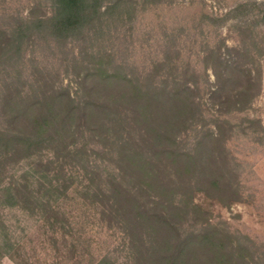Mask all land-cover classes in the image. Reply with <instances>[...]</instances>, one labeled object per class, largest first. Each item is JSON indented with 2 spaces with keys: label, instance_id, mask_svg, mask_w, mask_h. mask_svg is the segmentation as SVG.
<instances>
[{
  "label": "trees",
  "instance_id": "trees-1",
  "mask_svg": "<svg viewBox=\"0 0 264 264\" xmlns=\"http://www.w3.org/2000/svg\"><path fill=\"white\" fill-rule=\"evenodd\" d=\"M136 3L49 0V14L18 16L7 28L0 27V164L10 154L20 157L24 151L47 145L65 161L79 164L87 180L83 197L89 196L100 206L101 215L118 221L127 234L128 254L121 264H248L254 257L245 241L233 240L222 228L195 226L202 210L194 202V192L235 193L236 185L226 183L220 172L221 155L216 150L222 144L220 121L212 123L215 131L205 125L203 98L198 83L186 77L188 66L165 54L152 63L150 74L140 77L135 68L125 70L122 63L113 61L102 46L94 63L86 61V42L99 43L103 27L134 11ZM50 45L62 54L63 75L69 76L72 69L77 76L74 93L60 81L58 68L36 64L37 50L50 49ZM75 45L82 46L78 57ZM223 48L229 51L224 43L202 51L204 68H211L215 77L208 92L212 97L223 96L230 83L235 92H227L224 98L237 102V95L242 96L238 106L242 109L244 97L259 81L240 59L226 57ZM243 53L250 51L247 48ZM103 61L110 64L105 66ZM108 90L111 97L99 98ZM189 129L194 130L191 139ZM100 163L111 167L106 170ZM6 169L3 166L0 173L2 205L27 199L47 204L41 199V187L25 189L24 183L19 185L22 190L2 184ZM38 184L45 192L59 189L52 179L46 187L41 180ZM70 184L71 180H63L64 188ZM145 188L162 190L156 191L154 204L143 197ZM49 211L51 229H65L64 212L57 206H49ZM138 226L144 227V234ZM6 245L12 246L9 239ZM72 246L83 243L75 239ZM199 250L206 254L199 256ZM90 264L118 263L117 257L104 253Z\"/></svg>",
  "mask_w": 264,
  "mask_h": 264
},
{
  "label": "rangeland",
  "instance_id": "rangeland-1",
  "mask_svg": "<svg viewBox=\"0 0 264 264\" xmlns=\"http://www.w3.org/2000/svg\"><path fill=\"white\" fill-rule=\"evenodd\" d=\"M135 1L134 11L123 13L121 18L110 20L103 27L99 43L94 39L86 42V61L91 62L90 65L94 63L98 59L96 51L102 46V50L113 55V61L122 63L125 70L135 68L140 77L150 74L152 63L165 54L174 57L181 66H188L186 77L198 83L203 98L205 125L215 131L216 125L214 128L212 123L220 121L222 144L216 145L221 155L220 172L226 183L236 185L235 193L216 194V189L210 190L211 195L194 192V202L202 210L195 226L228 231L233 240L246 242L254 257V260L248 259V264H264V0ZM49 10V0H0V27L7 28L18 16H41L49 14ZM223 43L229 48V51L222 49L225 56L240 59L259 81L244 97L246 105L242 109H238L242 96L235 95L237 102L224 98L232 91L229 81L223 96L212 97L208 92L215 77L211 68H204L206 60L202 51ZM50 46V49L37 50L36 64L58 68L60 81L68 84L74 93L78 88L77 76L72 69L69 76L63 75L59 61L62 54L58 48ZM80 47L73 48L76 57ZM247 48L250 53L245 55L243 50ZM67 51L64 49L65 53ZM106 62L103 61L105 66L110 64ZM79 68L82 74L87 72L82 66ZM110 91H103L99 98L106 99L103 95L110 96ZM193 131L187 132L190 139ZM55 151L47 145L24 151L20 157L10 154L4 159V165L0 164V173L3 166H7L2 184L22 190L41 187V199L48 201L43 206L30 199L12 206L0 203V243L3 244L0 264H90L104 253L117 257V263L121 264L128 254L127 234L118 221L103 217L100 206L89 196L83 197V184L87 180L83 178L84 170L80 165L65 161ZM100 165L109 170L110 165ZM48 179L59 183V189L45 192L38 180L46 187ZM64 179L72 181L67 188L63 187ZM24 183L21 188L19 185ZM154 189L145 188L143 195L153 204L156 191H162ZM49 206H57L64 212L65 229H51L49 222L53 218L47 215ZM137 230L144 234L143 226H138ZM151 233L158 239L156 233ZM6 239L12 246L6 245ZM75 239H80L83 246L73 247ZM168 243L170 250L169 239ZM198 253L199 256L204 254L201 250Z\"/></svg>",
  "mask_w": 264,
  "mask_h": 264
}]
</instances>
